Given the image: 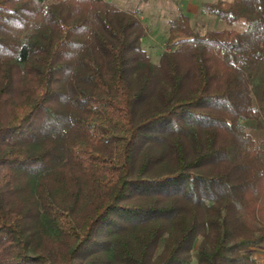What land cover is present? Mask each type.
<instances>
[{"label": "trees", "instance_id": "trees-1", "mask_svg": "<svg viewBox=\"0 0 264 264\" xmlns=\"http://www.w3.org/2000/svg\"><path fill=\"white\" fill-rule=\"evenodd\" d=\"M202 8L243 29L181 10L155 64L138 10L0 0V264H260L264 0Z\"/></svg>", "mask_w": 264, "mask_h": 264}, {"label": "rangeland", "instance_id": "rangeland-1", "mask_svg": "<svg viewBox=\"0 0 264 264\" xmlns=\"http://www.w3.org/2000/svg\"><path fill=\"white\" fill-rule=\"evenodd\" d=\"M107 1L123 10L139 11V18L147 30V36L142 41V47L155 64L159 63L162 54L165 52L164 45L168 34L169 21L174 19L181 10H185L187 6L191 10L189 16L193 26L200 33L243 29L240 23L230 26L217 17L206 14L202 8L205 3L231 0H149L147 3H140L139 0ZM246 72L251 78L257 104L262 112V120L258 122L246 121L244 126L255 138L264 140V61L249 65ZM254 255L260 264H264V247L256 249ZM193 264H197L196 261H193Z\"/></svg>", "mask_w": 264, "mask_h": 264}, {"label": "crops", "instance_id": "crops-1", "mask_svg": "<svg viewBox=\"0 0 264 264\" xmlns=\"http://www.w3.org/2000/svg\"><path fill=\"white\" fill-rule=\"evenodd\" d=\"M183 10H184V9H183ZM189 11H191V10L189 9V6H187V8L184 10V12H185L186 14L190 15Z\"/></svg>", "mask_w": 264, "mask_h": 264}]
</instances>
